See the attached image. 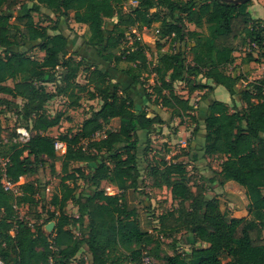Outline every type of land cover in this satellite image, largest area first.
Wrapping results in <instances>:
<instances>
[{
    "label": "trees",
    "instance_id": "1",
    "mask_svg": "<svg viewBox=\"0 0 264 264\" xmlns=\"http://www.w3.org/2000/svg\"><path fill=\"white\" fill-rule=\"evenodd\" d=\"M128 2L138 3L131 13L123 10ZM251 2L0 0V48L4 54L0 57V95L11 98H0V138L4 108L15 113L18 128L31 134L27 143L20 141L18 128L7 142L0 139V158L5 161V165L0 163V259L4 264H86L84 258L77 259L84 247L92 264H140L146 248L154 260L161 261L157 264H264V78L239 88L241 74L228 72L236 64L237 53L264 48V25L252 17ZM42 7L60 18L53 27L35 23L33 13ZM156 9L167 14L153 13ZM71 14L77 24L87 26L83 45L97 55L100 64H91L73 52L61 28ZM116 18L118 22L109 28L108 21ZM154 24H159L160 40L171 39L175 49L160 53L150 69L147 46L132 31ZM187 24L196 30H187ZM35 49L44 53L42 60L31 56ZM247 58L254 61L252 54ZM80 73L86 74L84 85L77 82ZM112 73H121L131 84L116 81L119 76L114 78ZM152 73L155 86L150 92L143 88L144 75ZM176 83L185 84L190 95L223 87L233 108L210 97L205 98V107H195L176 92ZM47 85H56V91H48ZM137 87L146 90L140 95L146 103L141 110L136 104ZM83 95L91 101L101 100V108L77 132L50 136L61 115L51 118L46 105L57 97H67L70 107L76 109ZM237 98L244 108L238 109ZM150 103L171 110L173 117L202 121L200 150L206 157L222 160L220 185L237 183L248 200V214L231 217L218 198L208 200L200 188L193 190L183 162L164 160L147 167L144 172L153 187L169 190L171 200L179 205L160 217L156 233L191 235L194 241L185 254L177 252L179 242L174 239L173 253L167 255L155 231L143 228L139 208L128 203V194L139 193L144 186L140 132L149 135L165 123L160 115L149 116L146 107ZM113 120H120L119 128L98 138ZM57 141L66 144L64 154L55 149ZM47 160L53 162V174L54 163L62 162L59 193L50 201L55 209L48 211L44 224H31L20 217L19 207L45 203L46 186L40 181L17 184L21 178L36 175ZM76 163L87 164L89 171L69 172ZM79 180L86 188L77 194ZM6 181L15 189H7ZM108 187L119 193L108 195ZM69 203L77 208V216L67 213ZM50 222L56 227L47 235L44 225Z\"/></svg>",
    "mask_w": 264,
    "mask_h": 264
},
{
    "label": "rangeland",
    "instance_id": "2",
    "mask_svg": "<svg viewBox=\"0 0 264 264\" xmlns=\"http://www.w3.org/2000/svg\"><path fill=\"white\" fill-rule=\"evenodd\" d=\"M26 4L27 8H29L30 4ZM137 5V2H128L124 5L123 10L124 12L131 13ZM19 7H17L13 12L12 22H15ZM249 11L254 19L261 21L264 25V0H252ZM152 12H159L161 15L167 14V11L162 9H156ZM33 18L37 25L48 27H53L60 19L58 15L52 13L50 10L44 7H42L39 12L33 13ZM113 22H118V19L116 18L113 21H108L107 25L109 28L113 27ZM158 27L159 24H154L151 28H144L142 30L135 28L132 31V33L136 34V36L140 38L141 42L147 46V56L151 65L150 69H153L156 65L157 58L160 53H170L175 49V44L171 39L160 40L158 37ZM61 28L63 33L66 34L70 39V42L73 45V52L79 54L81 57L88 58L91 64L101 63L100 59L97 58V55L94 52L89 51V49L85 48L83 45L86 42L85 36L88 33L86 25L77 24L73 20V14H71L68 18H65V22L61 24ZM186 29L196 30V27L187 24ZM128 38H131L130 34H128ZM159 45L161 46V50H159ZM29 47L26 49L31 51ZM30 54L38 60H42L44 57V53L38 49L33 50ZM248 54H252L254 61H250L247 58ZM3 56V49L0 48V57L3 58ZM236 56V64L233 67H229L228 72L241 74L243 80L240 82L239 88H244L249 84H254L258 80L264 78V48H249L241 53H237ZM189 59H191V56H189ZM123 66L126 65L124 64ZM113 76L114 78L119 76L116 78V81H120L125 86L131 84L130 80L127 81L126 78L124 79L121 73H118V75L115 73ZM155 76V73L145 74V86L143 88H146L151 92L153 86H155ZM85 77L86 74L80 73L77 82L82 85L86 84ZM9 85L12 86V82H9ZM137 88V94L135 95V98L137 99L136 104L139 110H141L144 108L146 103L143 101V97L140 95H145L146 90H144L142 87ZM56 89V85H47V90L50 92H55ZM175 90L180 96L185 99H189L190 103L195 107L197 106L198 108L206 106V97H210V99L213 100L222 101L226 103L231 109L233 108V101L223 87H215L213 90L209 91H197L190 95L185 84L176 83ZM83 96L84 98L81 100L80 107L76 109L70 107V101L67 97H57L46 105L47 114L51 118H54L59 114L61 115L60 124L49 131L48 134L50 136L57 138L60 135L67 133L73 134L77 132L83 122L91 116L92 112L101 108L103 104L101 100L97 99L91 101L88 100L86 95ZM0 98L11 99L10 97L4 95H0ZM237 102L238 109L245 107V105L239 101V98H237ZM17 104L22 105V101L18 100ZM147 106L148 107H146V109L148 110L150 117H153L156 114L160 115L165 123L162 125H157L156 130L152 131V133L149 135H146L144 132H140L142 147L140 149L139 164L142 168L141 178L144 184L141 192H139L142 193L139 196V200H141L142 204H139L138 207L140 219H151L152 227L150 229V233L155 231L154 234L159 236L158 238L161 240V242H163V248H166L164 252L167 255H171L173 253L172 249L174 248H171V246H173L174 239L177 243L179 242L177 244V252L179 254H185L186 252H190L188 242L193 241L190 239L191 235L183 232L179 234H173L171 236L164 235L162 233H156V231H159V228L161 227L159 222L160 217L172 212V210H177L179 205L177 202H173V200H171V193L169 190L166 188L157 189L153 187L152 180L148 178L144 172L147 167L155 165L156 163L164 160L183 162L187 167V179L193 190L196 191L200 188L203 196L208 200L212 198H218L221 202L222 210L228 213L231 217L241 218L246 216L248 214V200L245 190L237 183L228 182L224 186L220 185L221 178L218 174L221 170L222 160L216 157H206L200 150L204 143V127L202 121H200V123H195L188 116H185L184 118L173 117L171 110L164 109L160 106H153V103H150ZM4 111L5 114L1 117L4 133L0 139L5 143L9 138L13 137L19 126L17 125V116L15 113L7 108H4ZM193 115H196V113ZM119 126L120 120L111 121L110 123L106 124L105 130L100 135H98V138L103 137L107 131L117 130ZM144 152H147V155H144ZM60 154L64 153L60 152ZM3 160L4 158H0V163H2ZM52 164V161L47 160L46 164L36 175L21 178L20 182L17 184L21 185L25 182L40 181L42 182L43 186H46L45 203H40L38 207L28 205L19 207L20 217L25 218L31 224H44V221L49 215L48 211L52 212L55 209L52 205H50V201L54 195L59 193L60 179L62 176V162L58 161L54 163L55 174H53L51 171ZM78 169L85 172L89 171L87 164L76 163L69 168V172H77L76 170ZM85 188V182L83 180H79L76 191L77 194H79ZM112 191L116 192L115 189ZM76 210L77 209L73 206V204L69 203L67 206V213L69 215H74L76 214ZM39 215H41L42 218H37ZM51 223L55 224V222ZM49 224L50 223L44 225V231L47 233ZM76 234H79V232H76ZM84 259L87 260L86 258ZM155 261H158V263L161 262L158 259ZM88 262V264H91L90 259Z\"/></svg>",
    "mask_w": 264,
    "mask_h": 264
},
{
    "label": "built area",
    "instance_id": "3",
    "mask_svg": "<svg viewBox=\"0 0 264 264\" xmlns=\"http://www.w3.org/2000/svg\"><path fill=\"white\" fill-rule=\"evenodd\" d=\"M18 134L20 135V141L23 143H27L31 138L30 132L24 128L18 129ZM55 149L58 152L65 153L66 152V144H64L61 141H57L55 143ZM2 164L5 165V161H3ZM5 187L7 189H15V186L10 184L7 181L5 182ZM112 190H114V188H112V187L106 188L107 194L108 195H116L117 193L113 192ZM0 264H4L1 259H0ZM140 264H157V262L150 256L149 248H146V250L143 251Z\"/></svg>",
    "mask_w": 264,
    "mask_h": 264
},
{
    "label": "crops",
    "instance_id": "4",
    "mask_svg": "<svg viewBox=\"0 0 264 264\" xmlns=\"http://www.w3.org/2000/svg\"><path fill=\"white\" fill-rule=\"evenodd\" d=\"M219 88H221V87H219ZM114 189L116 190V193L118 194L119 193V191L114 187ZM139 196H140V194L139 193H132V192H130L129 194H128V198H129V200H128V203L131 205V206H133V207H139V204L141 205L142 203H141V200H139ZM76 208V207H75ZM77 209V208H76ZM73 216H77V210H76V214H74ZM141 220H142V226H143V228L144 229H148L149 231H150V229H151V227H152V222H151V219L150 218H141ZM50 224H51V222H50ZM55 227H56V223L54 224V227H53V229H52V231H48V233L47 232H45L47 235H50V234H52L54 231H55ZM190 239H192L193 241H194V239H193V237L192 236H190ZM193 241H190V242H188L189 244H188V246H190V244H192L193 243ZM166 250V248H164V251ZM79 258H86L87 260H86V264H88L89 262H88V260L90 259V263L92 264V258H91V254L88 252V250H87V248L86 247H84L83 249H82V251L80 252V254L77 256V259H79Z\"/></svg>",
    "mask_w": 264,
    "mask_h": 264
},
{
    "label": "water",
    "instance_id": "5",
    "mask_svg": "<svg viewBox=\"0 0 264 264\" xmlns=\"http://www.w3.org/2000/svg\"><path fill=\"white\" fill-rule=\"evenodd\" d=\"M224 1H226L229 4L242 5V4L248 3L252 0H224ZM48 227H49L48 231H52V229L54 227V223L49 224Z\"/></svg>",
    "mask_w": 264,
    "mask_h": 264
}]
</instances>
